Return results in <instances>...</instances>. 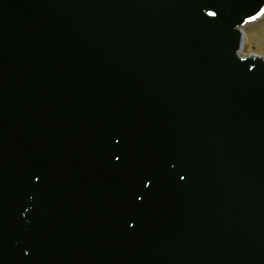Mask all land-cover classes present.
<instances>
[{"label":"water","instance_id":"obj_1","mask_svg":"<svg viewBox=\"0 0 264 264\" xmlns=\"http://www.w3.org/2000/svg\"><path fill=\"white\" fill-rule=\"evenodd\" d=\"M263 14L0 0V264H264Z\"/></svg>","mask_w":264,"mask_h":264},{"label":"rangeland","instance_id":"obj_2","mask_svg":"<svg viewBox=\"0 0 264 264\" xmlns=\"http://www.w3.org/2000/svg\"><path fill=\"white\" fill-rule=\"evenodd\" d=\"M264 21V15L262 18L254 23L246 25L243 28L244 42L242 48V55L256 54L264 56V30L261 28V22ZM257 45L260 46L258 52Z\"/></svg>","mask_w":264,"mask_h":264},{"label":"snow or ice","instance_id":"obj_3","mask_svg":"<svg viewBox=\"0 0 264 264\" xmlns=\"http://www.w3.org/2000/svg\"><path fill=\"white\" fill-rule=\"evenodd\" d=\"M210 15H212V16H216V13H211ZM250 19H255V17L254 16H250ZM254 67V66H253ZM120 159V157H117V160H119ZM185 177L184 176H181V179H184ZM151 183H152V181L151 180H149V181H147V183L145 184V187H148V186H150L151 185Z\"/></svg>","mask_w":264,"mask_h":264},{"label":"clouds","instance_id":"obj_4","mask_svg":"<svg viewBox=\"0 0 264 264\" xmlns=\"http://www.w3.org/2000/svg\"><path fill=\"white\" fill-rule=\"evenodd\" d=\"M261 28H262V30H264V21L261 22ZM257 50L259 52V50H260V46L259 45H257ZM261 54H264V53H261Z\"/></svg>","mask_w":264,"mask_h":264}]
</instances>
